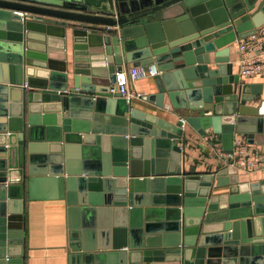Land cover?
Returning a JSON list of instances; mask_svg holds the SVG:
<instances>
[{
    "label": "water",
    "instance_id": "1",
    "mask_svg": "<svg viewBox=\"0 0 264 264\" xmlns=\"http://www.w3.org/2000/svg\"><path fill=\"white\" fill-rule=\"evenodd\" d=\"M262 22L264 0H0V264L23 261L7 228L22 212L26 187L34 198L40 183L57 189L69 210L79 208L83 226L95 223L97 203L114 213L119 235L104 253L111 260L91 261L103 253L88 252L98 247L82 241L70 244L71 264H142L154 253L155 231L166 233L160 244L181 264H264V178L233 175L226 197L212 194L213 178L220 184L223 174L241 169L220 164L214 173L186 171L176 141L184 130L180 120L157 119L108 90L123 64L155 62L154 89L144 99L162 105L167 94L173 106L198 110L187 121L200 133L208 126L219 132L225 150L232 149L234 132L263 149V101L256 112L245 111L259 91L232 71L229 55L230 42ZM46 78L55 94L38 98L33 87ZM22 83L30 88L15 86ZM81 107L95 123L100 112L114 114L106 129L82 130L73 124ZM51 108L60 111L56 139L34 141L38 111L54 117ZM249 121L258 122L256 130L240 128ZM96 139L101 162L83 156L82 148L95 146L82 143ZM39 146L46 162L37 170Z\"/></svg>",
    "mask_w": 264,
    "mask_h": 264
},
{
    "label": "crops",
    "instance_id": "2",
    "mask_svg": "<svg viewBox=\"0 0 264 264\" xmlns=\"http://www.w3.org/2000/svg\"><path fill=\"white\" fill-rule=\"evenodd\" d=\"M18 12V10H17ZM23 12V11H22ZM261 24H264L262 22ZM260 25V24H259ZM240 37L235 38L232 42H230V59L233 62V72H238V58L240 56V51L237 47V43ZM213 52H210L212 55ZM132 63L128 62L123 64V67H129ZM212 65V63H211ZM9 75V71L7 70V77ZM240 80L250 83V91H259L254 99H249L245 101V104L248 105V108L245 109L246 112L252 113L256 112L254 107L258 106L262 102L261 110L264 112V78L261 73H255L248 76H242L239 74ZM0 78H4V68L0 69ZM50 78H46L42 83L40 82L38 87H33V91L35 92L36 97H49L51 98L55 93L54 89L48 87L47 81ZM60 79H53V82H58ZM6 84V83H3ZM26 85L25 83L17 84L15 86L22 87ZM132 87L136 90L142 91L143 94L145 92H150L154 89L153 84V76H145L138 77L134 79L131 84ZM27 89L30 88L27 86ZM142 94V95H143ZM141 96H134L131 98L130 103L131 106H135L147 114L154 116L157 119H165L167 121H176L179 120L180 116H184L186 119L188 116L198 114V110H190L182 107H176L171 104L167 94L163 97V104L158 105L153 101H149L144 99ZM127 101V100H126ZM180 101V99H179ZM177 101V102H179ZM41 102H57V100H42ZM81 110V111H80ZM77 112V116L73 117L74 127L79 129H87L92 128L96 130L106 129L109 125V116H111V112L103 111L100 112L102 118H98L99 122H94V119H90L85 117L86 114L83 112L84 107H81ZM55 116H44L43 111H38L39 114V122L35 123V132L33 133L34 141L44 143L52 142L47 140L56 139L57 136V126L61 127V123H58V112L55 109L49 111ZM243 113L247 116H254V114ZM234 116L238 115V112L235 111L232 113ZM107 119V120H106ZM45 122V123H44ZM60 122V121H59ZM27 124V123H26ZM47 124H49V128L47 130ZM169 124V123H167ZM258 127V122H245L242 123L240 128L243 130H249ZM261 128L264 130V121L261 123ZM60 132L64 131V129L59 128ZM100 134L99 132H97ZM96 132H91L88 134L96 135ZM256 139L260 141L263 139L262 133L256 132ZM210 136L211 140H206L204 135ZM239 136H246L240 132H234V140ZM96 140H89V143H82L84 146H95L93 148H82L84 151V155L88 160L101 162V154L102 148L99 142ZM176 141L181 145H183V152H185V161L184 168L188 172H198V173H206L217 171L224 164L221 163L219 158L214 153L212 149L213 144L216 146H220L222 149V135L219 132H214L211 126L206 127L205 133H200L196 127H194L191 123L187 121L185 129L182 131L181 137L177 138ZM99 145H94V144ZM255 147L258 146V142L253 141L250 142ZM45 145L47 149L49 146ZM43 147H37V156L34 157V165L36 169L43 168L45 164V160L41 157ZM81 150V151H82ZM48 155L50 154L49 150H46ZM54 158V156H53ZM77 158V157H74ZM48 163H50L48 161ZM165 167L169 168L172 161L166 157L163 162ZM140 170L142 171L145 165L144 159H140ZM95 167V166H94ZM241 171L239 173H231V174H223L221 177V183L216 184L217 180L213 178L210 183L211 190L210 192L213 194H218L220 197H226L229 189V183L233 179L231 176L247 175L250 181L259 180L264 178V170H246L243 168H239ZM244 170V171H242ZM246 171V172H245ZM231 179V180H230ZM230 180V181H229ZM229 181V182H228ZM200 184V183H199ZM203 184V183H201ZM162 184H155L156 189L160 188ZM37 197L29 198L27 193H25V200L22 206V212L17 213L13 216L8 224L7 228V239L13 240L12 243H16L17 248L21 249L23 252V261L22 263L17 264H71L70 263V253L73 252L70 244L73 243L75 248L80 247L82 241H87L89 245L98 247L96 249H91L88 252H100L103 254H99L98 256L91 255V261H101L107 262L110 259L108 253L111 249H108L109 245H112L114 242H117V237L119 233L113 230V212L107 210L104 207V203H97V209L95 210V223L93 225H84L82 224V214L79 208L69 210L67 200L65 197L60 196L57 189H52V187L43 186L40 183L37 186ZM160 195H156L155 199L159 198ZM98 198L99 197H94ZM102 201V196L100 198ZM158 200V199H157ZM75 207V206H73ZM79 207V205H78ZM100 207L101 209H98ZM81 223V225H80ZM73 230V231H72ZM166 235V233H164ZM163 232L153 233V236L150 238L151 241L154 242V245L151 247L153 249V254L147 258V260L143 259L142 264H181L178 259H173L174 256L173 251H167L163 248V243L165 236ZM11 236V237H10ZM18 244V245H17ZM20 246V247H19ZM125 248V247H122ZM76 252H83L82 249H76ZM114 258V257H113Z\"/></svg>",
    "mask_w": 264,
    "mask_h": 264
},
{
    "label": "built area",
    "instance_id": "3",
    "mask_svg": "<svg viewBox=\"0 0 264 264\" xmlns=\"http://www.w3.org/2000/svg\"><path fill=\"white\" fill-rule=\"evenodd\" d=\"M23 14L24 12L18 11ZM240 51L238 58V72L242 76L261 73L264 78V24L257 25L253 31L240 37L237 43ZM159 72L155 62L132 64L116 70L115 82L110 87V92H119L127 101L134 96H141L142 91L132 87L134 79L138 77L152 76ZM182 129H185L187 119L179 117ZM206 140L210 136L204 135ZM212 149L224 166H234L246 170H264V148H258L239 136L234 140L232 149L225 150L213 144Z\"/></svg>",
    "mask_w": 264,
    "mask_h": 264
}]
</instances>
